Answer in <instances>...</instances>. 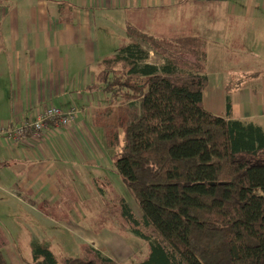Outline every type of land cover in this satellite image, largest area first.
Here are the masks:
<instances>
[{
	"label": "trees",
	"instance_id": "1",
	"mask_svg": "<svg viewBox=\"0 0 264 264\" xmlns=\"http://www.w3.org/2000/svg\"><path fill=\"white\" fill-rule=\"evenodd\" d=\"M128 36L98 64L90 89L112 106L97 122L141 211L137 217L125 201L119 205L122 224L147 242L141 264H264V128L231 118L229 92L225 116L204 107L202 39L165 40L133 28ZM140 40L163 64L148 61ZM115 104L130 110L127 120L111 119ZM5 246L0 234V264H7ZM31 264L58 262L36 245ZM62 264L119 263L84 244Z\"/></svg>",
	"mask_w": 264,
	"mask_h": 264
},
{
	"label": "crops",
	"instance_id": "2",
	"mask_svg": "<svg viewBox=\"0 0 264 264\" xmlns=\"http://www.w3.org/2000/svg\"><path fill=\"white\" fill-rule=\"evenodd\" d=\"M148 12L157 14L158 26L174 29L152 36L205 43L204 107L225 116L229 92L231 118L264 128V68L252 66L264 43V0H0V125L35 121L50 106L77 109L71 126L49 123L39 139L30 135L16 143L0 136V188L20 202L45 191L48 203V187L59 170L88 169L84 176L99 178L97 171L112 166L107 132L97 122L112 106L90 87L133 15ZM113 237L85 244L101 249L118 243ZM118 240L129 255L133 249Z\"/></svg>",
	"mask_w": 264,
	"mask_h": 264
},
{
	"label": "rangeland",
	"instance_id": "3",
	"mask_svg": "<svg viewBox=\"0 0 264 264\" xmlns=\"http://www.w3.org/2000/svg\"><path fill=\"white\" fill-rule=\"evenodd\" d=\"M156 16L155 12H148L143 17L134 14L132 22H128L124 34L117 41L119 46L128 42L129 28H133L134 32L149 35H157L158 29L164 35L173 34L174 29L158 26L160 23ZM112 29L117 32L118 28L115 26ZM140 42L146 50H150L145 42ZM261 44V57L254 59L252 66L264 68V43ZM148 61L160 64L161 59L153 51ZM122 108H113V121L119 114L124 120L129 118L127 115L130 116V110L127 107ZM99 131L101 130H94ZM107 150L108 161L112 166L97 171L99 178L84 176L89 172L88 169L59 170L58 179L48 187V203L45 191L37 198L32 199L28 195L25 202H20L10 192L0 188V234L6 243L3 252L7 264L33 263L36 245L49 247L58 264H62L65 257L78 256L90 238H100L103 241V238L109 235L114 236L113 239L116 238L119 244L113 241L100 250L119 264H134L141 260L142 255L148 253L147 242L125 227L120 220L119 205L123 201L131 207L137 217L141 216V211L121 177L115 172V148L108 146ZM118 238L128 245L129 249H133V253L127 255Z\"/></svg>",
	"mask_w": 264,
	"mask_h": 264
},
{
	"label": "built area",
	"instance_id": "4",
	"mask_svg": "<svg viewBox=\"0 0 264 264\" xmlns=\"http://www.w3.org/2000/svg\"><path fill=\"white\" fill-rule=\"evenodd\" d=\"M76 114V108L64 112L61 109L50 106L39 114L35 121H26L11 127L0 125V136L10 137L16 143L24 142L30 135L39 139L49 123L69 127L75 121Z\"/></svg>",
	"mask_w": 264,
	"mask_h": 264
}]
</instances>
